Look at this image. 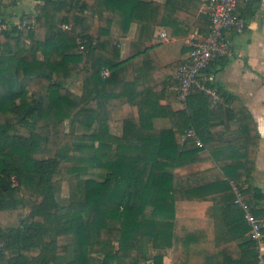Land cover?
<instances>
[{
	"label": "trees",
	"instance_id": "obj_1",
	"mask_svg": "<svg viewBox=\"0 0 264 264\" xmlns=\"http://www.w3.org/2000/svg\"><path fill=\"white\" fill-rule=\"evenodd\" d=\"M200 4L43 0L26 26L0 31V264L162 263L150 246L178 250L176 198L193 194L186 187L202 174L176 176L174 168L217 153L222 172L213 178L226 183L222 190L240 209L231 182L243 184L262 215L263 196L246 186L260 142L250 109L202 74L223 100L194 86L186 106L175 109L171 86L185 59L165 62L159 55L168 45L147 43L159 15L171 35L207 31L210 13L199 12ZM133 22L139 30L123 58L121 38ZM156 116L172 126L156 127ZM119 118L124 133L117 136L109 121ZM92 168L105 177L82 176ZM63 176L69 191L60 197ZM250 242L256 264L251 235Z\"/></svg>",
	"mask_w": 264,
	"mask_h": 264
},
{
	"label": "crops",
	"instance_id": "obj_2",
	"mask_svg": "<svg viewBox=\"0 0 264 264\" xmlns=\"http://www.w3.org/2000/svg\"><path fill=\"white\" fill-rule=\"evenodd\" d=\"M43 0H0V15L10 19L34 16L38 12L37 5ZM165 3L167 0H153ZM199 12L207 13L204 0H200ZM236 12L243 17L247 25L242 30L227 31L232 42L229 56L214 61L207 71L202 72L204 78L209 77L215 84L221 85L228 93L238 95L250 109L257 122L260 134L256 166L250 186L263 196L258 207L264 216V0H252L240 3ZM156 20V18H155ZM154 37L148 44L163 43L168 50L160 52V59L167 62L172 56L185 59L190 51L188 38L194 32L186 34H170L168 27L158 16ZM183 26V23H179ZM138 23L133 22L128 36L121 38V54L123 58L130 54V43L138 33ZM165 31L167 37H162ZM167 103L168 100H162ZM175 109L184 106L178 98L169 101ZM155 126L171 127L172 121L167 116H156ZM110 132L120 136L124 133L122 118L109 121ZM220 125L218 129H223ZM223 153H217L216 157ZM213 155L197 162L174 168L176 176H184L201 172L197 180L189 183L187 189L193 194L183 191L179 193L175 204V220L177 227L182 229V240L178 250L174 246L153 248L150 251L163 254V264H252L254 247L250 242V231L244 219L243 211L232 203L231 197L224 189L226 183L215 177L222 172ZM223 191V192H222ZM211 193V194H210ZM155 263L151 258V264Z\"/></svg>",
	"mask_w": 264,
	"mask_h": 264
},
{
	"label": "built area",
	"instance_id": "obj_3",
	"mask_svg": "<svg viewBox=\"0 0 264 264\" xmlns=\"http://www.w3.org/2000/svg\"><path fill=\"white\" fill-rule=\"evenodd\" d=\"M249 1L204 0L207 10L210 13L209 29L207 31L196 29L188 38L190 45L189 54L178 67L175 74L176 81L171 86L177 92V98L184 107L187 104V98L194 86H198L211 94L215 102L223 100V96L218 93L217 87L203 83L200 80V76L204 68L213 61L220 60L231 54L232 42L226 32L233 28L242 30L247 25L246 20L236 12V8L240 3H247ZM12 25L24 27L27 25V18L10 19L0 15V31ZM161 36L166 38V32L162 31ZM102 75H109V69L105 68L102 71ZM188 133L195 137L198 145H204L203 141L196 136L194 130L191 129ZM12 180L14 183H17L15 177ZM231 183L235 192L234 202L243 209L250 235L256 243V264H264V216L257 215L252 203L245 198V186L234 180Z\"/></svg>",
	"mask_w": 264,
	"mask_h": 264
},
{
	"label": "rangeland",
	"instance_id": "obj_4",
	"mask_svg": "<svg viewBox=\"0 0 264 264\" xmlns=\"http://www.w3.org/2000/svg\"><path fill=\"white\" fill-rule=\"evenodd\" d=\"M82 176L84 177H94L97 179H103L105 177V173L101 171L100 169L92 168L87 171L81 172ZM60 177V176H57ZM60 191L58 193H55L56 196H66L69 191V185H68V180L67 176H63V182L60 187Z\"/></svg>",
	"mask_w": 264,
	"mask_h": 264
}]
</instances>
